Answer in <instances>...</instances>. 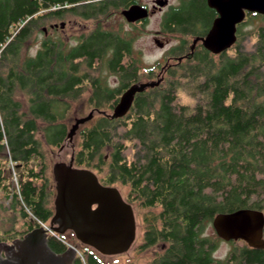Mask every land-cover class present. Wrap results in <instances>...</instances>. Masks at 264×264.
Segmentation results:
<instances>
[{
	"label": "trees",
	"instance_id": "1",
	"mask_svg": "<svg viewBox=\"0 0 264 264\" xmlns=\"http://www.w3.org/2000/svg\"><path fill=\"white\" fill-rule=\"evenodd\" d=\"M133 2L138 0H0V146L8 144L14 160L27 159L29 147L37 145L61 149L72 126L68 99L86 94L96 114L76 131L73 165L95 170L103 183L124 188L128 203L148 210L139 248L165 246L145 264H264V249L243 241H229L234 246L228 255L216 258L221 239L204 235L218 213L241 208L264 213V15L247 12V20L237 25L232 53L215 55L199 44L183 64L177 62L183 74L172 76L179 79L159 77L158 85L137 93L128 112L116 118L114 103L139 81L142 67L133 59L132 37L105 28L104 22ZM214 17L206 0H181L163 14L161 27L199 37ZM68 18L89 21L92 28L80 32L74 45L44 36L35 54L25 55L36 33H45L42 26L47 30ZM248 21L255 40L251 49L241 44V27ZM185 43L182 39L167 55L183 52ZM157 66L144 68V74L152 79ZM99 67L114 74L118 84L111 86ZM180 77L195 98L192 108L176 103ZM16 91L26 94L24 113L33 118H15L21 109ZM35 116L43 142L33 138ZM127 148L133 150L130 159ZM20 188L27 204L39 210L38 219L46 221L33 191L27 184ZM60 238L64 235L47 237L56 253L67 248ZM80 246L73 264H105L103 254Z\"/></svg>",
	"mask_w": 264,
	"mask_h": 264
},
{
	"label": "water",
	"instance_id": "2",
	"mask_svg": "<svg viewBox=\"0 0 264 264\" xmlns=\"http://www.w3.org/2000/svg\"><path fill=\"white\" fill-rule=\"evenodd\" d=\"M166 4L167 0H155L154 7L161 8ZM207 5L217 12V16L208 32L199 40L213 54L227 51L235 43L237 25L244 20L247 12L264 15V0H207ZM121 14L129 22L149 17L148 9L140 4L123 9ZM53 26L63 28L64 22ZM158 41L155 40L161 47L162 43ZM160 80L139 82L132 86L122 95L111 116L118 118L125 115L133 95L148 86L158 85ZM92 112L75 119L68 133L70 141L78 127L91 119ZM68 146L72 147V154L73 142L72 145L68 143ZM52 173L56 182L52 230L58 234L70 230L79 242L103 255L128 253L136 237L137 223L133 207L123 199L120 190L102 185L94 171L74 167L72 158L68 163H55ZM211 225L216 235L224 241L241 240L251 248L264 249V213L261 210L241 208L218 213L213 217ZM44 229L32 230L12 244H4L5 256L0 255V264H73L75 248L68 247L63 252H54L47 244Z\"/></svg>",
	"mask_w": 264,
	"mask_h": 264
},
{
	"label": "rangeland",
	"instance_id": "3",
	"mask_svg": "<svg viewBox=\"0 0 264 264\" xmlns=\"http://www.w3.org/2000/svg\"><path fill=\"white\" fill-rule=\"evenodd\" d=\"M181 0H167V4L163 7L155 6L156 8H160V10H155L153 13H151L147 19V21L143 24L141 23H128L125 18L120 13L124 7H121L120 9L113 12V14L110 16V18L106 19L104 22V26L107 29H110L114 32H117L121 34L124 37H132L133 43H132V52H133V59L138 60V65L142 67V71H140V78L139 82L143 83L145 81L151 82V81H157L160 78L169 77L170 79H179L176 76H172V74H183V69L181 67H178V64H175V60L178 56H181L185 51L189 49V47H193L194 50L201 44V41L199 40V37H194L193 35L183 36L182 34L177 33H170L165 32L162 30L161 23L163 14L168 10L170 6L177 5ZM138 3H147V5L152 9L153 0H138ZM247 19H245L246 21ZM60 22H64V27L58 29L55 28H48L47 33L38 32L36 33L35 39H31L29 42V45L27 49L25 50V55H34L39 47V42L43 39L44 36H49L51 38H57L62 37V39H65L69 45H74L76 43V38L82 31H88L92 28V23L89 21H83L79 18H76L75 20L72 18H68L65 20H59L55 24H59ZM254 24H258L257 21H253ZM47 26V25H44ZM53 26V25H52ZM253 25L248 21L246 24H244L241 27L242 32L244 33V37L242 38L241 44L246 49H251L254 46L255 40L254 38L249 37L248 32L251 30ZM44 29L45 27L42 26ZM182 39H186L185 43V49H183V52L167 55V51L173 48L174 46H179L180 41ZM195 39H198L196 42H194ZM155 40H159L158 42L162 43V46H158V44L155 42ZM4 45H2L0 48L2 49ZM181 48V47H180ZM231 48V47H230ZM230 48L227 50L228 53H232L230 51ZM193 51H191L192 53ZM217 55V54H215ZM132 58V57H131ZM169 58V59H168ZM187 59V58H186ZM183 59L181 64H183L186 60ZM178 60V59H177ZM104 62V59H103ZM165 62H168V64L176 65L173 68H168L165 71H159L160 67L165 64ZM156 67V75L150 79L148 78L143 72L144 68H147L148 66H155ZM96 68V67H95ZM98 68V67H97ZM101 69L102 76L107 79V82L111 86H116L118 84V81L114 74L110 73L106 68ZM92 70V69H91ZM93 73V71H90ZM180 86L177 89V96H176V103L186 105L190 108H192L195 104V98L189 93L186 87H188V84H186V79L184 77H180ZM189 81V80H188ZM188 83V82H187ZM14 97L20 101L21 103V109L19 110L21 113H23L26 110L27 106V96L22 91H16ZM68 101L71 104V119H70V125L74 123L76 118H81L87 116L92 110L88 107L87 104V96L86 94H83L80 98L73 101L68 99ZM95 112H92V115H95ZM83 124V123H82ZM80 127V126H79ZM78 131V130H76ZM41 132V131H40ZM38 134V133H37ZM42 141L41 133L38 134ZM79 141L78 133L75 132L72 136V141L69 140V142H65L61 149L52 147L46 144H43L41 146H47L48 149H46L45 152L49 154V158L51 159L52 165L57 162H65L68 163L71 158V151L72 147L68 146L72 145L73 142V151L76 149L77 144ZM125 155L130 159L133 155V150L131 148H127L125 151ZM84 168V167H79ZM90 169V168H89ZM92 170V169H90ZM95 172V170H92ZM97 175V173L95 172ZM99 178V176L97 175ZM116 188L120 190V193L122 197L126 198V190L124 188L120 187L119 185H115ZM133 207V211L136 218L137 223V232L134 242L131 244L130 248L128 249V253H119L115 255H103L100 256V258L104 261L105 264H145L149 260H152L156 255H158L162 251L163 244L158 243L153 246H150L146 249H140L139 245L142 243L143 240V216L148 213V210L140 209L137 205V203L133 202L131 203ZM64 234V240L66 244L74 246V248L77 251V254L80 253V243L76 241L77 239L70 231H66ZM204 235H209L216 237V233L212 227L211 224L207 225L204 229ZM219 238V237H218ZM221 239V238H220ZM65 244V245H66ZM239 244V243H238ZM234 244L219 240L218 241V247L213 253V256L216 258H225L230 250L233 248ZM69 247V246H67Z\"/></svg>",
	"mask_w": 264,
	"mask_h": 264
},
{
	"label": "flooded vegetation",
	"instance_id": "4",
	"mask_svg": "<svg viewBox=\"0 0 264 264\" xmlns=\"http://www.w3.org/2000/svg\"><path fill=\"white\" fill-rule=\"evenodd\" d=\"M154 2L155 0H153L152 9L147 5V3H141L140 5L146 7L148 9V12L151 14L153 13V11L157 9L160 10V8L154 7ZM133 4H139V3L133 2L128 7H124V9L129 8ZM216 16H217V12L215 11V17ZM246 17H247V13L245 19ZM244 21L245 20H243L242 22ZM127 22L132 24L142 23V21H136V22L127 21ZM50 27L58 29V27L60 26L55 27L50 25ZM44 31L46 34L47 33L46 28L44 29ZM194 46L195 44L192 47H189L186 53H183L181 54V56H178L175 60V64H177V62L180 63L183 59L188 58L187 54L191 53V51L194 50L193 48ZM175 66L172 64H168V62H165V64L160 67L159 71H165L169 67L173 68ZM135 85H137V83H133L129 85L119 94L117 101L114 103L115 104L114 107L120 102L122 95L128 89H130L132 86ZM148 88L151 87L148 86L141 92L145 91ZM137 93L139 92H136L133 95V100ZM133 100L131 105L133 104ZM16 114L17 115H15V118L21 120V122L29 118H33L31 114H25L24 112L23 113L19 112ZM3 119H4V114L0 113V123H2V125H3ZM34 120H35V130L33 133V138L35 141L40 142L41 138H39L40 136L38 134L41 133L40 132L41 120L39 117L36 116L34 117ZM29 149H30V154L27 156V159L26 157L24 158L21 157L20 159L14 160L12 157L11 147L8 144H6L4 147L0 146V255L1 256H5V251L3 250L4 244L7 245L12 244L15 240L23 238V236L28 232L41 228L37 215V211L39 210L36 208L35 205L31 203L27 204L25 195L22 193V189L20 188L22 184H27L29 189L32 190L34 193L33 197L36 198V200L37 199L40 200V206L44 209L43 212L47 219L45 222L48 223L50 226L52 225L51 221L55 214L54 199L56 195V182L52 173V167L56 163V161L52 165L51 163L52 158H49L48 156L49 154L45 152L46 149H48L47 146L43 147L41 145H37L34 147H29ZM98 180L102 185L111 186L109 184L103 183L99 178ZM13 184L17 186L18 188L17 190L12 188ZM123 199L127 202L126 198L123 197ZM53 226H56V224L53 223ZM164 246L165 245H163V247Z\"/></svg>",
	"mask_w": 264,
	"mask_h": 264
},
{
	"label": "built area",
	"instance_id": "5",
	"mask_svg": "<svg viewBox=\"0 0 264 264\" xmlns=\"http://www.w3.org/2000/svg\"><path fill=\"white\" fill-rule=\"evenodd\" d=\"M2 46V45H1ZM1 48H0V53H1ZM40 224H41V226L43 227V228H46L47 230H49V232H47L49 235H52V236H57L56 235V233L54 232V231H52L51 229H49L48 228V225L47 224H45V223H43V222H41L40 221ZM63 241V240H62ZM64 243H66L65 241H63ZM69 245V244H68ZM71 246V245H70Z\"/></svg>",
	"mask_w": 264,
	"mask_h": 264
}]
</instances>
